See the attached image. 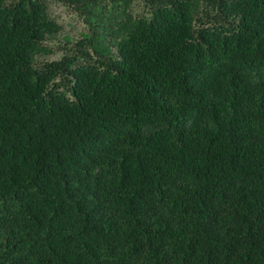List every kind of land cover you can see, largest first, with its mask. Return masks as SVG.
<instances>
[{"label": "trees", "instance_id": "1", "mask_svg": "<svg viewBox=\"0 0 264 264\" xmlns=\"http://www.w3.org/2000/svg\"><path fill=\"white\" fill-rule=\"evenodd\" d=\"M132 2L0 0V264H264V0Z\"/></svg>", "mask_w": 264, "mask_h": 264}, {"label": "rangeland", "instance_id": "2", "mask_svg": "<svg viewBox=\"0 0 264 264\" xmlns=\"http://www.w3.org/2000/svg\"><path fill=\"white\" fill-rule=\"evenodd\" d=\"M145 2L146 0H133V13H144ZM48 10L50 16L60 25V31L45 41V45L53 50V54L38 57L39 64L60 59L67 49L73 47L87 32L84 16L77 5L49 1Z\"/></svg>", "mask_w": 264, "mask_h": 264}]
</instances>
